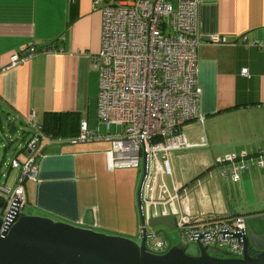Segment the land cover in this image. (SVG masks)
<instances>
[{
  "label": "crops",
  "instance_id": "1",
  "mask_svg": "<svg viewBox=\"0 0 264 264\" xmlns=\"http://www.w3.org/2000/svg\"><path fill=\"white\" fill-rule=\"evenodd\" d=\"M120 1L0 0V112L5 122L28 130L30 117L39 125L48 114L75 118L73 128L64 116L68 129L60 127L55 137L41 129L46 138L38 145L30 191L25 182L35 214L134 237L142 165L108 170L110 143L102 136L113 127L97 120L101 7ZM197 30L203 39L197 51L199 116L181 126L188 147L169 154L164 181L178 194L171 206L187 215L246 216L237 210L245 192L249 202L261 203L257 212L264 215V167L250 164L236 182L216 168L218 158L230 153L236 160L242 153L264 154V0H200ZM212 35L223 41H205ZM30 45L33 56L11 62ZM23 136L18 154L30 135ZM254 227L262 233L264 221Z\"/></svg>",
  "mask_w": 264,
  "mask_h": 264
},
{
  "label": "built area",
  "instance_id": "2",
  "mask_svg": "<svg viewBox=\"0 0 264 264\" xmlns=\"http://www.w3.org/2000/svg\"><path fill=\"white\" fill-rule=\"evenodd\" d=\"M199 3L200 0H124L102 5L101 45L96 61L97 120L113 127L111 134L102 136L110 143L108 170L141 167L145 158L140 199L146 217L158 212L174 213L177 244L226 246L231 257L240 258L245 217L187 215L171 206L178 194L164 181L170 175L169 154L188 147L181 126L199 116L197 51L203 41L197 30ZM205 41L218 44L223 40L212 35ZM36 52L30 45L24 55L14 54L11 62H21ZM241 73L247 75L248 71L242 69ZM26 123L33 131L20 152H25L26 158L18 154L20 157L16 155L9 161V166L18 170L15 185L10 188L0 183L3 219L15 209L22 214L25 182L37 176L38 145L46 137L31 117ZM82 127L80 138L85 139L88 135L83 124ZM234 156L230 153L218 158L216 166L231 182L238 181L250 164L264 167V154L242 153L238 160ZM141 234L140 226L138 236ZM166 237L146 245L147 249L153 253L167 251L173 244Z\"/></svg>",
  "mask_w": 264,
  "mask_h": 264
},
{
  "label": "water",
  "instance_id": "3",
  "mask_svg": "<svg viewBox=\"0 0 264 264\" xmlns=\"http://www.w3.org/2000/svg\"><path fill=\"white\" fill-rule=\"evenodd\" d=\"M6 122L8 133H11L15 125ZM145 174L144 158L137 189V211L142 230L139 242L41 214H21L15 209L7 218L0 215V264H264V244L256 242L264 233L260 235L254 227L256 222L264 221V215L257 212L262 205L257 201L249 202L245 192L237 205V210L246 215L247 222L241 235L244 244L242 257H231L229 252L199 242L175 244L163 253L149 251L145 244L149 236L147 226L174 227L176 214L158 212L146 217L140 199ZM250 244L262 251L250 254Z\"/></svg>",
  "mask_w": 264,
  "mask_h": 264
},
{
  "label": "rangeland",
  "instance_id": "4",
  "mask_svg": "<svg viewBox=\"0 0 264 264\" xmlns=\"http://www.w3.org/2000/svg\"><path fill=\"white\" fill-rule=\"evenodd\" d=\"M1 112H0V118L2 117ZM100 128L103 129V127H100ZM29 130L26 125L23 126L22 124L15 122V128L12 130L11 133H8V128H7L5 120L3 119V117L1 119L0 183H4V185L10 188H12L14 185V179L17 173L16 171L17 168L9 167V161L13 158V154H14V150L16 146H19L22 144L21 136L24 135L23 138L24 137L26 138L28 137V135H31L33 133L31 128H29ZM19 154L21 155L22 153H19ZM26 182H27V188L30 191L31 186L33 185V180H26ZM21 212L22 214H35V210L30 207V205L28 204L27 198H26L25 205ZM96 231L106 234V235L125 236L128 238L134 239L137 242L140 241V237H138V235H135L134 237H129L123 233H118L114 231H110V232L103 231V230H96ZM147 233L152 236L146 238V241H145L146 245H151V244H154L158 240L166 239L167 238L166 236L169 237L170 242L173 245L179 243L178 231L176 227H167L165 225H159V224L155 226H147ZM218 249H220L221 251H225L226 246H221Z\"/></svg>",
  "mask_w": 264,
  "mask_h": 264
},
{
  "label": "trees",
  "instance_id": "5",
  "mask_svg": "<svg viewBox=\"0 0 264 264\" xmlns=\"http://www.w3.org/2000/svg\"><path fill=\"white\" fill-rule=\"evenodd\" d=\"M64 116L71 117L70 119H67L65 121H67V123H69L70 125L73 126V128H75L76 122H75V118L72 115H69V114L68 115H66V114H63V115L52 114V116H49V114H48L45 116L43 123L40 125L42 131L45 134L50 135V137L51 136L55 137V136L60 134V130H61L60 127L61 128L64 127V129H68V126L66 127V124L62 121L63 120L62 118ZM16 155H18V152L14 151L13 156H16ZM3 203L4 202H3L2 198L0 197V208H2Z\"/></svg>",
  "mask_w": 264,
  "mask_h": 264
},
{
  "label": "flooded vegetation",
  "instance_id": "6",
  "mask_svg": "<svg viewBox=\"0 0 264 264\" xmlns=\"http://www.w3.org/2000/svg\"><path fill=\"white\" fill-rule=\"evenodd\" d=\"M262 233H264V230H263ZM262 233H259V234L261 235ZM137 235H138V233H137ZM138 237H141V236H138ZM263 237H264V235L261 236V237H259V240L256 241L258 245H263L264 244V241H263L264 238ZM260 251H262V250L261 249H258L253 244H250V246H249V252H250V254H255V253L260 252Z\"/></svg>",
  "mask_w": 264,
  "mask_h": 264
}]
</instances>
